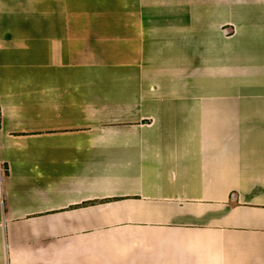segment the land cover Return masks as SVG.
Masks as SVG:
<instances>
[{"label": "crops", "instance_id": "1", "mask_svg": "<svg viewBox=\"0 0 264 264\" xmlns=\"http://www.w3.org/2000/svg\"><path fill=\"white\" fill-rule=\"evenodd\" d=\"M0 264H264V0H0Z\"/></svg>", "mask_w": 264, "mask_h": 264}]
</instances>
